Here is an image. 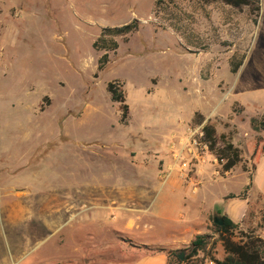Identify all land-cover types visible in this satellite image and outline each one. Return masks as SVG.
I'll return each instance as SVG.
<instances>
[{"label": "rangeland", "instance_id": "1", "mask_svg": "<svg viewBox=\"0 0 264 264\" xmlns=\"http://www.w3.org/2000/svg\"><path fill=\"white\" fill-rule=\"evenodd\" d=\"M160 1L0 0V264H85L101 248L134 245L113 203L138 206L152 183L141 179L169 174L172 145L198 126H214L217 145L206 138L186 179L206 191L196 213L215 257L225 258L214 227L224 215L264 239V132L251 124L264 118V0ZM136 21L116 51L94 48L103 29ZM110 84L123 90L126 121ZM223 135L242 154L229 172L216 159ZM74 194L78 209L56 208ZM182 213L172 229L193 212ZM145 221L142 241L174 242L173 230ZM93 234L104 245H88Z\"/></svg>", "mask_w": 264, "mask_h": 264}, {"label": "crops", "instance_id": "2", "mask_svg": "<svg viewBox=\"0 0 264 264\" xmlns=\"http://www.w3.org/2000/svg\"><path fill=\"white\" fill-rule=\"evenodd\" d=\"M173 146L174 144L172 145V149ZM174 163L175 160L169 170L174 167ZM179 169L180 168H177L173 172H168L169 174L164 176L159 175L153 176V178H142V181H151L152 183L145 184L144 186H141V188L139 187V191L137 190L142 193L141 199L136 198V200L133 201L138 204V206L133 205L129 208L126 207V200L121 197L122 203H113L115 209L117 208V210L123 212L122 215L124 223H122V228L120 227L123 230L120 231L119 228L118 233L129 235L132 239H134L131 240L134 242V245L118 243L114 246L113 250L109 247L107 249L101 248V250L95 252L93 259L88 260L85 264H170L169 256L166 251L154 252L149 251L148 249L162 248L168 252L182 251L190 246L197 235L204 234L203 228L206 225L207 217L204 214H202V217L201 214H197L196 208L202 203H198V201H200L199 197L201 195H205L206 191L204 188H195V178L191 179L190 177L191 183L187 180L189 179V175L187 179L181 178ZM122 190L125 192V186H123ZM76 194H78V192H76ZM122 196H124L123 192ZM148 196H150V198H146ZM71 197H73V195ZM74 197H76V201L74 203L72 201L70 204L60 202L56 208H63V210H66L67 213L73 212V209H78L76 206L78 205V196L74 194ZM108 207L110 208V205ZM99 208H104V206ZM187 209L190 210V212L191 210L193 212L189 215L188 221L185 222L182 227H179V229H172V226H174L173 224L178 218H181L182 220L186 219L182 210ZM146 218L157 220L161 225L167 226L169 230H173L172 233L175 237L174 242L172 244H164L158 241H142L145 238L144 236H146L143 231L151 229L149 221H145ZM231 219L233 220V218ZM89 223H91L94 228L101 227L102 229H106L109 227L107 223L100 220L93 219L92 221H89ZM97 236L98 235L93 234L91 236V240L88 241L87 244L104 245V242L100 243L97 241ZM79 237L80 236L76 234L75 238L79 239ZM100 237L104 238L103 236H99L98 238L100 239ZM81 240L84 242L83 236ZM78 243L79 242L76 240V244ZM72 251V253H79L78 247Z\"/></svg>", "mask_w": 264, "mask_h": 264}, {"label": "trees", "instance_id": "3", "mask_svg": "<svg viewBox=\"0 0 264 264\" xmlns=\"http://www.w3.org/2000/svg\"><path fill=\"white\" fill-rule=\"evenodd\" d=\"M223 3L232 6L234 8H242L244 6H251V0H220ZM259 2V0H255ZM162 3V0L159 2ZM260 11V8L257 9ZM139 23L133 22L127 26L103 29L101 37L95 42L94 48L97 50L116 51L119 48V44L114 40L116 37H123L127 40V37L136 33L139 30ZM109 60L108 54H105L100 59L99 70L105 68ZM232 63L233 73H237L240 64L235 67ZM109 93L112 96V100L115 103H119L122 106L123 121H126L129 113V107L125 104L126 98L122 88L116 87L115 84H110L108 88ZM252 127L256 131L264 132V118L254 119L252 121ZM207 138L212 143V147L217 145L215 140L216 130L215 127L209 125L205 128ZM224 147L219 151L220 160H226L224 164V170L229 172L241 161V150L236 148L233 142L226 136H222ZM252 183L246 188L243 195L239 196L241 199H246L247 193L250 190ZM229 198H238L237 196H230ZM221 220L224 222L222 226L216 223L214 220V227L219 235L225 250V258L218 259L214 255L216 241H213V237L208 234L197 235L190 246L182 251H170L162 248L148 249L149 251H166L169 256L170 264H264V239L256 236L253 232H244L239 230V225L236 224L231 218L224 215ZM239 232V241H236L235 233ZM185 254L184 260H181V254Z\"/></svg>", "mask_w": 264, "mask_h": 264}, {"label": "built area", "instance_id": "4", "mask_svg": "<svg viewBox=\"0 0 264 264\" xmlns=\"http://www.w3.org/2000/svg\"><path fill=\"white\" fill-rule=\"evenodd\" d=\"M206 138L207 135L205 132V126H198L189 129L188 137L185 139L181 138L179 142L175 143L173 146V150L179 148V152L174 156V167L171 168L169 172H173L177 168H180L179 173L181 178H187L188 172L191 170H189V168L191 167L193 161L201 158L198 154L199 149H203L204 151L210 150V146ZM216 159L218 163H220V161L223 163L225 162V160H220L219 157ZM202 160H205V158H202Z\"/></svg>", "mask_w": 264, "mask_h": 264}, {"label": "water", "instance_id": "5", "mask_svg": "<svg viewBox=\"0 0 264 264\" xmlns=\"http://www.w3.org/2000/svg\"><path fill=\"white\" fill-rule=\"evenodd\" d=\"M216 223L220 226H222L224 224V222L221 219H216ZM184 257H185V254L182 253L180 256L181 260H184Z\"/></svg>", "mask_w": 264, "mask_h": 264}]
</instances>
